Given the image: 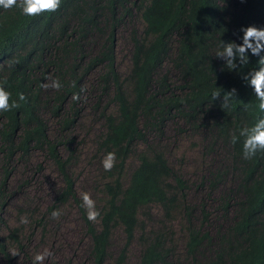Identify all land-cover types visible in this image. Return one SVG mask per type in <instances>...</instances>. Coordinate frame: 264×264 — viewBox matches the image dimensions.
Segmentation results:
<instances>
[{"label":"trees","instance_id":"obj_1","mask_svg":"<svg viewBox=\"0 0 264 264\" xmlns=\"http://www.w3.org/2000/svg\"><path fill=\"white\" fill-rule=\"evenodd\" d=\"M130 23V67L120 76L114 37L118 27ZM249 24L264 25V0H61L58 11L35 17L22 15L18 8H0V82L6 80L11 99L20 104L0 112V223H5L1 213L10 196L6 179L13 158L24 160L32 150H39L62 179L54 205L73 200L87 224L90 264H105L115 228L125 235V247L138 232V264H171L175 250L167 223L176 216L183 219L186 264H264V152L245 159L243 138L231 143V134L238 135L241 127L264 115L255 108L258 101L251 86L240 77L258 67L257 58L250 55L248 65L231 72L216 57L220 41L239 43L241 26ZM165 64L173 69L174 81ZM93 70H98L94 89L106 99L92 101L102 123L95 152L103 157L110 151L116 154L113 169L100 170L98 226L87 219L76 196L67 169L73 154L70 145L75 142L65 137L79 114L72 94L80 93L82 99L83 80ZM53 79H59L62 87L45 91L41 84ZM232 87L238 97L230 109L213 100L212 90L220 89L223 95ZM19 93L26 100L19 101ZM40 112L55 120L56 137L48 135ZM170 121H180L182 132L185 127L204 132L203 152L216 149L227 160L197 185L206 184L197 190L202 194L224 179L229 181L216 202L228 224L218 226L213 239L202 227L204 201L199 203L198 225L188 202V181L146 138L160 136ZM138 144L144 147L137 149ZM132 158L134 164L128 169ZM152 204L159 206L161 217L147 229L139 217H147L142 211ZM19 230L13 227L0 234V264H20L9 256L8 246L21 249ZM124 258L125 248L115 264H122Z\"/></svg>","mask_w":264,"mask_h":264},{"label":"rangeland","instance_id":"obj_2","mask_svg":"<svg viewBox=\"0 0 264 264\" xmlns=\"http://www.w3.org/2000/svg\"><path fill=\"white\" fill-rule=\"evenodd\" d=\"M134 23L136 24L135 28L139 30L140 23L138 21ZM130 29H132L131 23L121 25L115 32V66L120 76H124L130 67ZM94 48L95 44L89 50L92 51ZM164 70L167 71L170 81H174L173 69L165 64ZM97 73L98 70L90 71L84 78L83 89L85 91L82 99L76 103L79 114L74 126L65 134L67 139L73 137L75 142L70 145L73 154L70 162L67 163V169L74 181V189L80 202L81 191L89 192L92 198L97 200L100 170L103 168L101 163L103 155L95 152L94 145L95 137L102 130V123L92 109V101L106 102L103 96L99 98V91L94 89ZM46 83L50 84L48 80ZM40 114L48 135L51 138L56 137L59 132L55 120L47 112H40ZM180 127H183L180 121H170L163 126L160 136L147 134L146 138L153 149L164 153L174 171L188 181L190 188L188 202L193 206V219L198 225L201 218L199 203L204 201L206 217L202 227L212 235L213 239L218 226L222 229L228 224L223 211L217 209L216 202L220 201V194L229 181L224 179L213 190L206 191L207 189H205L202 194L197 190L203 189L206 184H203V188L197 187V185L201 179L205 182L207 177H203L209 170L221 167L219 164L223 165L224 162L227 163V160L216 149L203 152L201 139L206 140L207 137L204 132L194 133L186 127L182 132L179 130ZM143 147L142 144L137 145V149ZM62 153L64 156L67 155L64 151ZM133 164V158L129 159L128 169ZM9 171L10 174L7 176L6 182L10 196L6 199V206L1 213L5 223H0V234H8L13 227L20 229L22 246L19 250L20 255L16 257L18 262L32 264V258L36 251L49 248L53 252V256L46 259L44 264H90L89 232L78 206L73 200L54 205L55 194L62 185V179L56 166L41 151L32 150L27 159L22 160L17 156L13 158ZM51 206L53 207L49 210L48 208ZM54 210L61 213L58 219L51 217ZM142 212H146L147 217L140 215V221H143L147 229H152L161 217V209L158 205L152 204L148 211L145 209ZM21 217H27L29 223L21 224ZM167 224L173 233L175 250L171 264H186L183 219L176 216ZM93 225L98 226L96 222H93ZM125 242L122 230L115 228L109 241L105 264H115V258L123 248H125V258L122 264H138L140 253L138 232L136 231V235L132 236L127 247H125ZM8 244L9 248H16L15 246L11 247V243ZM205 251L206 254L209 253L208 250Z\"/></svg>","mask_w":264,"mask_h":264},{"label":"clouds","instance_id":"obj_3","mask_svg":"<svg viewBox=\"0 0 264 264\" xmlns=\"http://www.w3.org/2000/svg\"><path fill=\"white\" fill-rule=\"evenodd\" d=\"M243 2V0H242ZM61 0H0V8L7 11L13 8H18L22 15L28 17L39 16L42 13H52L59 10ZM241 36L238 37L239 43L236 40L220 41V48L216 52V57L221 59L231 72H237L243 66L250 62V55L256 57L258 67L252 68L247 72L240 74L242 81L250 85L254 95L258 101L255 108L264 113V25L256 26L249 24L241 26ZM6 80L0 82V112L10 111L13 108H19L20 104L17 100L11 99V93L5 88ZM41 87L47 89L49 87L59 90L62 85L59 79H53L51 84L42 83ZM81 92L85 89L81 88ZM213 100L221 101V107L231 108V102L238 97V92L235 87L224 91L221 95L220 89H214L211 92ZM80 93L72 94L73 101L80 100ZM18 100L24 101L26 97L23 93L18 94ZM240 138L242 140V155L245 159H251L257 152H264V115H259L250 125L239 129V134H231V143L236 144ZM102 167L105 171H111L116 164L115 152H107L102 158ZM81 206L85 209L86 217L91 222H96L100 216V212L96 207V201L87 191L80 192ZM61 213L54 210L51 213L53 219H58ZM21 224L29 223L27 217H21ZM20 255L18 248H12L9 256L17 257ZM53 252L49 248H44L42 251H36L32 258V264H44L45 260L52 257Z\"/></svg>","mask_w":264,"mask_h":264}]
</instances>
